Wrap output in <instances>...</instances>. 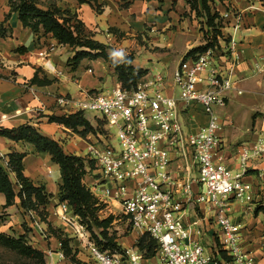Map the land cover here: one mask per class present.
Segmentation results:
<instances>
[{
  "label": "crops",
  "instance_id": "0c3cea01",
  "mask_svg": "<svg viewBox=\"0 0 264 264\" xmlns=\"http://www.w3.org/2000/svg\"><path fill=\"white\" fill-rule=\"evenodd\" d=\"M55 3L62 11L73 15L72 24H80L86 37L107 46L111 57L120 60L132 55L133 66L147 70L144 78L162 75L165 91L170 96H177L172 83L174 70L190 50L205 44L208 29L204 18L197 16L188 0H95L86 3L56 0ZM210 5L219 16L231 10L243 20L240 31L234 34L239 61L236 76L247 80L239 85L243 94L230 93L227 106L218 110L224 121V127L218 132V155L233 173H238L241 147L264 141L262 78L253 77L254 63L264 55V0H211ZM222 33L226 39L232 30L225 28ZM51 45L54 46L49 54L52 71L43 67L39 57V52ZM221 45H225L224 41ZM70 58L68 47L58 44L51 34H35L25 28L18 13L11 11L8 1L0 0V131L30 124L44 136L60 142L67 154L85 158V140L65 126L49 121L50 116L68 115L67 110L57 104V97L78 99L82 92L99 90L108 94L119 83L114 70L103 59H84L73 70L68 65ZM72 113L74 111L70 110L69 114ZM181 117L191 133L198 132L208 121L198 106L182 109ZM13 152L25 155L24 176L36 186H44L53 198L47 206V221L40 222L36 216L25 214L18 197L6 208V197L0 193V233L27 234L33 248L45 254L47 264H72L59 256V236L71 239V247L75 244L70 229L59 217L58 194L62 184L59 165L49 154L39 153L28 143L0 136V158H7ZM171 158V174L182 183L187 179L192 181L194 198L185 204V221L197 224V229L202 230L200 243L207 252H212L218 226L207 204L196 202L202 191L198 169L193 166L186 170L184 160L176 154ZM91 173L84 183L93 189L96 174ZM11 179L14 181V175ZM243 181L249 186V200L231 199L230 215L233 223L240 227L244 248L254 252L258 264H264V214L256 213L259 207H264V156L249 162ZM18 190L15 187V191ZM107 204L119 208L114 201ZM78 248L82 250L77 255L79 260L92 264L88 250L81 244ZM153 263L159 264V260H143V264Z\"/></svg>",
  "mask_w": 264,
  "mask_h": 264
},
{
  "label": "built area",
  "instance_id": "2783aa9c",
  "mask_svg": "<svg viewBox=\"0 0 264 264\" xmlns=\"http://www.w3.org/2000/svg\"><path fill=\"white\" fill-rule=\"evenodd\" d=\"M220 21L223 29L232 30L226 35L228 44L179 63L172 75L176 97L166 93L165 78L160 74L143 78L132 90L118 86L108 94L85 91L78 99L57 97V104L68 114L71 110L103 120L104 132L85 139V159L94 164L96 174L91 191L104 204L116 202L134 231L157 241L159 264H258L254 252L244 248L229 204L231 199L249 200V186L243 177L249 162L264 156V141L241 147L238 173L218 155V132L224 127L218 110L227 106L230 93L243 94L239 85L247 80L236 76L239 61L234 34L242 27V16L228 10L220 15ZM53 49L51 45L39 52L43 67L51 71L49 54ZM253 77L262 78L264 98V55L254 63ZM190 106L200 107L208 118L196 133L186 130L181 117L182 109ZM113 132L119 141L116 146L112 144ZM173 154L184 160L186 170L198 169L202 191L196 202L207 204L218 226L212 252L200 243L202 230L197 224L185 221V204L194 198L192 181L182 183L171 174ZM1 158L6 166L7 158ZM59 207V217L72 238L88 250L92 264H143L137 249L125 256L100 248L68 204ZM59 256L67 259L62 250Z\"/></svg>",
  "mask_w": 264,
  "mask_h": 264
},
{
  "label": "trees",
  "instance_id": "16d2710c",
  "mask_svg": "<svg viewBox=\"0 0 264 264\" xmlns=\"http://www.w3.org/2000/svg\"><path fill=\"white\" fill-rule=\"evenodd\" d=\"M7 1L11 11L18 13L19 20L25 28L31 29L35 34H51L58 44L77 50L75 56L68 61V65L73 70L84 59H103L114 70L121 87L127 90L136 88L139 81L147 75V70L133 66L134 57L132 55L117 60L107 53V46L86 37L81 31L80 24H72L73 15L69 11H62L57 6H51L43 10L38 6L36 0ZM79 1L86 3L95 0ZM188 3L193 10L195 9L199 18H204L208 30L204 36L205 44L190 50L184 59L202 54L210 48L222 50V41L225 45L229 41L227 38L224 39L222 33L224 25L220 21L218 12L213 11L210 5L211 0H188ZM218 38H222V40L219 41ZM22 50L24 49H19V51ZM49 121L65 126L82 138L97 132H104V124L102 128L100 125L95 127L84 114L79 112L63 116H50ZM0 136L15 142L28 143L35 147L39 153L49 154L52 161L60 167L62 184L58 194L59 202H66L70 211L81 219L87 229L96 227L101 230L100 234L103 236L105 244L101 245V243L96 242L100 248L124 253L116 239L108 237L109 235L105 232L110 228L113 218H100L99 212L105 208V205L84 183L85 177L94 170V164L91 161L67 154L60 142L44 136L30 124L12 130H1ZM24 157L25 155L21 153H10L7 155L6 166L4 160L0 158V193L6 197V208L13 205L18 197L20 206L26 215L34 213L40 222H46L48 217L47 206L53 195L47 193L44 186H36L24 176ZM11 174L14 175V181L11 179ZM15 187L19 188L18 192L15 191ZM259 212L264 214V207H259L256 210V213ZM32 221L34 222L35 219L32 218ZM25 237L23 235L19 239H13L0 233V243L17 251L22 256L35 259L39 264H46L45 254L32 246L24 244ZM59 240L65 257L72 264H78L74 257L70 259L71 239L59 237ZM136 248L143 255V258L153 259L158 251V243L148 234H144L138 239Z\"/></svg>",
  "mask_w": 264,
  "mask_h": 264
},
{
  "label": "rangeland",
  "instance_id": "374dc122",
  "mask_svg": "<svg viewBox=\"0 0 264 264\" xmlns=\"http://www.w3.org/2000/svg\"><path fill=\"white\" fill-rule=\"evenodd\" d=\"M36 1L38 3V6L43 10H46L49 7L56 5V3H55L56 0H36ZM64 47L69 48V51L71 52V58L70 59H72L75 56V53L77 50H75V49L70 50V47L65 46V45H64ZM107 53L109 54L108 50H107ZM143 78L140 81H142ZM119 87H121L120 83H119ZM99 91L100 92H97V93H103L105 90H103V91L99 90ZM91 92H96V91H91ZM104 94H106V93H104ZM85 116L91 121V123L95 127L97 125H100L101 128L103 127L104 122L98 116L92 115V114H87ZM103 129H104V127H103ZM71 133L76 135V136H79V135L73 133L72 131H71ZM113 135L114 136L112 139V144L116 146L119 144V141H118V138L115 136L114 132H113ZM82 139L85 140L86 138H82ZM85 142H86V140H85ZM104 205H105V208L101 212H99L100 218L101 219H107L109 217L113 218V221H112L110 228H108L105 232L109 235L108 237H112V238L116 239V241L120 245L121 250L124 252L122 254L126 256L128 251H130L132 249H137L136 243L142 235L137 236V234H136L137 232H135L132 229V226L129 224L128 219L122 214V212L119 208H115L114 205H113L114 208H111L107 203H105ZM88 230H89V232H90V234H91V236L95 242L101 243V245H103V243L105 244V242L103 241L104 238L100 234L101 233L100 229H98L96 227H92V228L90 227V228H88ZM26 232L28 233L29 231L26 230ZM5 235L8 237H11L13 239H19L21 237V236H18L16 233L5 234ZM25 236L26 237L24 238L23 243L28 245V246H32L31 245V242H32L31 238L27 234ZM59 237H62V236H59ZM62 238H67V236L62 237ZM72 239L75 241L74 242L75 244H74V247H71V252H70L71 258L70 259H72L74 257V259L78 262V264H83V262H81L79 260V258L77 257L79 252H82V250L80 248H78L80 246V244H78L79 242L76 239H74V238H72ZM59 249L61 250V246H59ZM106 250H109L110 252L117 251V250H112V249H106ZM154 258H157L159 260L158 251H157L156 256ZM144 259L149 260L148 258H145V257H144ZM0 264H39V262L36 261L35 259L22 256L17 251L12 250V249L6 247L5 245H3L2 243H0ZM46 264H47V260H46ZM48 264H50V263H48Z\"/></svg>",
  "mask_w": 264,
  "mask_h": 264
}]
</instances>
